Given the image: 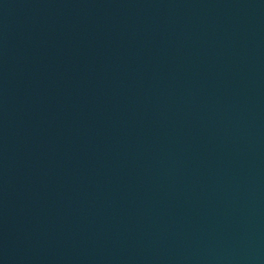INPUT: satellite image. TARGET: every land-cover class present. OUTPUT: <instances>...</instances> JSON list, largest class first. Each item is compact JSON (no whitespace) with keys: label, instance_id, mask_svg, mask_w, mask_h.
Segmentation results:
<instances>
[{"label":"water","instance_id":"water-1","mask_svg":"<svg viewBox=\"0 0 264 264\" xmlns=\"http://www.w3.org/2000/svg\"><path fill=\"white\" fill-rule=\"evenodd\" d=\"M0 264H264V0H0Z\"/></svg>","mask_w":264,"mask_h":264}]
</instances>
